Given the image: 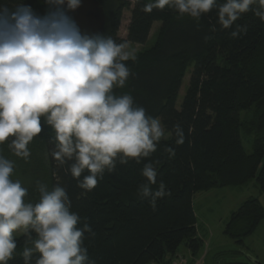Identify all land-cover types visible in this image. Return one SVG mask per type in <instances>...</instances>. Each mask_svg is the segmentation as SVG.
I'll list each match as a JSON object with an SVG mask.
<instances>
[{"label": "trees", "instance_id": "trees-1", "mask_svg": "<svg viewBox=\"0 0 264 264\" xmlns=\"http://www.w3.org/2000/svg\"><path fill=\"white\" fill-rule=\"evenodd\" d=\"M98 1L106 15L103 35L117 43L145 45L154 24L161 23L154 44L139 51L135 61L126 62L132 75L115 92L131 94L149 115L161 118L169 131L176 124L182 126L183 145L177 146L173 135L150 157L161 161L157 180L165 183L170 195L157 200L155 209L148 199L138 196L137 187L145 182L141 170L148 159L118 164L114 172H105L92 191L81 189L67 171L71 162L60 165L53 158L55 133L43 118L41 134L28 145L27 160L15 156L9 142L0 145V154L14 162L12 176L31 173L49 190L57 185L66 189L71 210L81 217L78 226L87 223L95 233H85L84 241L95 264H172L182 244L197 257L204 241L197 229L196 193L251 179L264 191V116L256 114L250 123L243 119L254 107L263 112L264 21L248 12L232 28L221 30L215 9L197 22L179 17L167 6L145 13L142 8L148 0ZM21 3L40 16L48 6L45 0H0V5L12 11ZM126 10L130 19L124 38L119 31ZM237 24L246 26L247 32L233 38ZM244 134H254L251 152L245 149ZM168 146L175 148V157L169 158ZM263 218V205L249 199L232 213L225 233L242 244ZM15 238L17 248L8 264H25L22 252L32 244L25 233ZM38 256L33 255L31 264Z\"/></svg>", "mask_w": 264, "mask_h": 264}, {"label": "clouds", "instance_id": "clouds-1", "mask_svg": "<svg viewBox=\"0 0 264 264\" xmlns=\"http://www.w3.org/2000/svg\"><path fill=\"white\" fill-rule=\"evenodd\" d=\"M45 2L54 10L44 16L22 3L14 11L0 5V145L9 142L14 155L27 160L28 145L41 134L43 118L55 133L53 158L60 165L71 162L67 171L89 192L118 164L148 159L137 194L155 209L157 200L170 192L157 180L161 161L150 157L173 135L175 144L183 145L182 126L169 131L131 94L115 92L132 75L126 62L137 59L128 42L82 33L67 14L81 0ZM166 6L197 22L215 9L221 30L232 28L248 12L264 21V0H148L142 11ZM216 30L213 25L211 31ZM242 32L247 27L237 24L231 36ZM165 151L169 158L176 155L171 146ZM13 172L14 162L0 154V264L13 258L19 230L32 244L22 252L25 264H31L35 253V264H95L84 245L85 233H95L87 223L78 226L81 217L71 210L66 189L57 185L49 190L38 181L40 199L32 203L26 200L28 189L11 178Z\"/></svg>", "mask_w": 264, "mask_h": 264}, {"label": "rangeland", "instance_id": "rangeland-1", "mask_svg": "<svg viewBox=\"0 0 264 264\" xmlns=\"http://www.w3.org/2000/svg\"><path fill=\"white\" fill-rule=\"evenodd\" d=\"M243 17L244 15H242V18ZM129 19L130 10H126L119 31L121 37L125 38L127 36ZM160 25L161 23L159 22L154 24L150 38L145 45L129 44L131 48L135 49L136 54L142 49L148 48L154 44ZM262 48H264V46ZM191 70L192 67L187 70L183 80L178 98V106H180L184 98L189 84ZM263 102V112L254 107L251 111L246 112L243 119L250 123L253 121L256 114L264 116ZM253 140L254 134L250 136L245 135L244 146L247 152L252 151ZM11 178L19 180L22 185L28 189L27 201L32 203L39 201L40 193L37 187V182H41L39 177H35V175L31 173H22L21 176H12ZM252 198L258 199L264 207V191L260 188L255 179H251L244 184L227 185L196 193L194 196V209L197 216L199 235L204 241L203 246L198 252V256L194 257L191 251L182 244L172 264L179 261L178 259L180 258L187 261V264H196L197 262H200L199 264H255V261L251 262V253L258 257V261L261 262V264H264V218L253 234L246 237L242 244L236 242L225 233L226 226L232 213L238 210L245 201ZM23 233L22 230H19L15 234V237H19Z\"/></svg>", "mask_w": 264, "mask_h": 264}, {"label": "water", "instance_id": "water-1", "mask_svg": "<svg viewBox=\"0 0 264 264\" xmlns=\"http://www.w3.org/2000/svg\"><path fill=\"white\" fill-rule=\"evenodd\" d=\"M52 10L54 8L48 5L44 15ZM67 14L76 22L82 33L89 35L104 34L106 15L104 7L98 0H81V6L74 11H68ZM255 260L257 261V259Z\"/></svg>", "mask_w": 264, "mask_h": 264}, {"label": "built area", "instance_id": "built-area-1", "mask_svg": "<svg viewBox=\"0 0 264 264\" xmlns=\"http://www.w3.org/2000/svg\"><path fill=\"white\" fill-rule=\"evenodd\" d=\"M179 261H177V262H174L173 264H187L186 262L187 261H184L183 260V258H180V259H178ZM180 262V263H179ZM197 264H199V263H197Z\"/></svg>", "mask_w": 264, "mask_h": 264}, {"label": "flooded vegetation", "instance_id": "flooded-vegetation-1", "mask_svg": "<svg viewBox=\"0 0 264 264\" xmlns=\"http://www.w3.org/2000/svg\"><path fill=\"white\" fill-rule=\"evenodd\" d=\"M253 258L257 259V261L259 260L257 256H254L252 253H251V262H254L256 261L255 259L253 260ZM256 261V262H257ZM247 263V262H246ZM255 264H261V262H258V263H255Z\"/></svg>", "mask_w": 264, "mask_h": 264}, {"label": "crops", "instance_id": "crops-1", "mask_svg": "<svg viewBox=\"0 0 264 264\" xmlns=\"http://www.w3.org/2000/svg\"><path fill=\"white\" fill-rule=\"evenodd\" d=\"M197 217V216H196ZM197 229H198V226H197ZM200 263V262H199Z\"/></svg>", "mask_w": 264, "mask_h": 264}]
</instances>
